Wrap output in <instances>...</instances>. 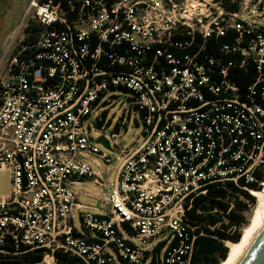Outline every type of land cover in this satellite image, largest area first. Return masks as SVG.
I'll return each instance as SVG.
<instances>
[{
	"label": "built area",
	"instance_id": "obj_1",
	"mask_svg": "<svg viewBox=\"0 0 264 264\" xmlns=\"http://www.w3.org/2000/svg\"><path fill=\"white\" fill-rule=\"evenodd\" d=\"M27 12L0 69V171L11 175L0 252L38 251L37 264L59 252L84 264H188L193 200L264 175V0H31ZM249 63L256 77L242 95L229 71ZM119 94L105 137L110 121L91 117ZM131 115L139 143L125 147ZM92 127L112 155L92 144ZM113 155L122 162L108 189L90 159L110 174ZM85 181L108 189L100 208L79 202Z\"/></svg>",
	"mask_w": 264,
	"mask_h": 264
},
{
	"label": "trees",
	"instance_id": "obj_2",
	"mask_svg": "<svg viewBox=\"0 0 264 264\" xmlns=\"http://www.w3.org/2000/svg\"><path fill=\"white\" fill-rule=\"evenodd\" d=\"M227 8L235 11L234 6ZM223 41L229 42V39ZM234 57L238 58L236 55L228 56ZM229 74H234L235 79L232 81L239 87L240 93L245 95L247 88L255 81L256 70L249 63L244 69H231ZM259 89L260 86L257 87V93ZM256 101L262 102L260 96H256ZM254 176L256 181L253 183H244L243 179H239L236 184L227 181L223 185H211L205 196L201 195L193 200V207L185 213L192 228H185L184 232L188 242H192L188 264H219L225 260L228 252L224 242H239V230L245 224L243 213L255 204L254 197L261 192V183H264L263 174L256 172ZM178 241L176 237L167 251L176 248ZM163 245H159L155 252H159ZM3 250V253L0 252V264H37L41 259L38 251L22 252L24 249L15 250L12 245ZM55 258V264H84L80 259L60 252L55 254Z\"/></svg>",
	"mask_w": 264,
	"mask_h": 264
},
{
	"label": "rangeland",
	"instance_id": "obj_3",
	"mask_svg": "<svg viewBox=\"0 0 264 264\" xmlns=\"http://www.w3.org/2000/svg\"><path fill=\"white\" fill-rule=\"evenodd\" d=\"M38 1L35 0L36 4ZM31 0H0V69L4 67L3 65L7 61L9 55L11 54L12 50L14 49L15 45L23 36V31L25 26L27 25L30 19V12L28 11L29 5ZM1 72V70H0ZM121 97L119 98L118 102H112L106 104L104 106H99L97 112L91 117L92 121L95 118L99 117L101 113L105 114V120L110 121L109 126L106 128V131L103 132L105 137H109L110 132L116 126L119 117L122 113V110L119 108L121 103L125 102L127 95L119 94ZM133 120L134 115H131L129 125L127 128L122 127L120 129V144L125 147L130 146H137L139 140H137L138 135L140 134L141 130L136 129L133 132ZM99 137V133L95 131L94 127H92V144L102 153H106L108 155H112L111 151L106 150L100 144H96V139ZM113 151L117 153V149L113 148ZM113 161L110 164L109 168H112L110 174H108L104 162L99 158H91L90 162L93 163L92 167L95 172H101L102 179L106 180L109 178V187L111 189L116 171L122 162L121 160L117 162V156L113 155ZM94 162H97L100 168L94 165ZM110 170V169H109ZM106 188L98 187L94 183L90 181H85L83 183V187L76 188V192L79 195V202L84 205L100 208V202L96 198H101L102 194L107 192ZM264 191V185H262L260 191ZM11 192V175L8 170H1L0 171V197H8ZM255 204L251 206L247 211L243 213L245 217V224L240 228L239 232L241 233L242 229L247 225L249 222L253 210L257 203V195H255ZM231 243V242H229ZM224 245L227 247V242H224ZM228 253V252H227Z\"/></svg>",
	"mask_w": 264,
	"mask_h": 264
},
{
	"label": "bare ground",
	"instance_id": "obj_4",
	"mask_svg": "<svg viewBox=\"0 0 264 264\" xmlns=\"http://www.w3.org/2000/svg\"><path fill=\"white\" fill-rule=\"evenodd\" d=\"M264 226V191L257 194V203L247 225L241 231L238 243L227 242L228 253L219 264H237Z\"/></svg>",
	"mask_w": 264,
	"mask_h": 264
},
{
	"label": "water",
	"instance_id": "obj_5",
	"mask_svg": "<svg viewBox=\"0 0 264 264\" xmlns=\"http://www.w3.org/2000/svg\"><path fill=\"white\" fill-rule=\"evenodd\" d=\"M134 127L138 128L136 121H134ZM96 143L111 151L109 141L106 138L99 137ZM237 264H264V226Z\"/></svg>",
	"mask_w": 264,
	"mask_h": 264
},
{
	"label": "crops",
	"instance_id": "obj_6",
	"mask_svg": "<svg viewBox=\"0 0 264 264\" xmlns=\"http://www.w3.org/2000/svg\"><path fill=\"white\" fill-rule=\"evenodd\" d=\"M97 199V198H96Z\"/></svg>",
	"mask_w": 264,
	"mask_h": 264
}]
</instances>
